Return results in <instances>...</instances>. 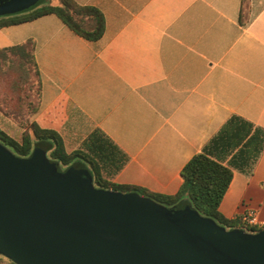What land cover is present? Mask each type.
Here are the masks:
<instances>
[{
    "label": "crops",
    "instance_id": "obj_1",
    "mask_svg": "<svg viewBox=\"0 0 264 264\" xmlns=\"http://www.w3.org/2000/svg\"><path fill=\"white\" fill-rule=\"evenodd\" d=\"M73 1L101 13L97 41L52 14L0 28V48L34 42L31 121L104 181L162 195L204 152L232 173L219 214L264 224V0Z\"/></svg>",
    "mask_w": 264,
    "mask_h": 264
},
{
    "label": "water",
    "instance_id": "obj_2",
    "mask_svg": "<svg viewBox=\"0 0 264 264\" xmlns=\"http://www.w3.org/2000/svg\"><path fill=\"white\" fill-rule=\"evenodd\" d=\"M43 0H4L0 17ZM0 256L13 264H264V229L227 230L187 205L94 187L42 152L0 145Z\"/></svg>",
    "mask_w": 264,
    "mask_h": 264
},
{
    "label": "trees",
    "instance_id": "obj_3",
    "mask_svg": "<svg viewBox=\"0 0 264 264\" xmlns=\"http://www.w3.org/2000/svg\"><path fill=\"white\" fill-rule=\"evenodd\" d=\"M47 14L56 16L69 30L87 41H97L103 35L104 20L101 13L93 7L78 5L73 0H57V5L41 3L27 11L0 18V28ZM40 99L41 83L34 59V42L26 40L0 48V114L22 130L21 138L17 141L0 129V145L9 152L18 157L42 152L46 159L61 170L87 172L94 187L135 193L164 207L187 205L227 230L237 229L247 233L260 231L240 223L237 218L226 219L219 214L218 205L232 173L204 152L192 156L180 170L182 181L174 195L157 194L138 186L111 184L100 178L89 156L80 150L66 152L56 132L42 129L31 121L39 108Z\"/></svg>",
    "mask_w": 264,
    "mask_h": 264
},
{
    "label": "rangeland",
    "instance_id": "obj_4",
    "mask_svg": "<svg viewBox=\"0 0 264 264\" xmlns=\"http://www.w3.org/2000/svg\"><path fill=\"white\" fill-rule=\"evenodd\" d=\"M41 3H50L52 5H57V0H43ZM39 3V4H41ZM38 4V5H39ZM5 118V117H4ZM0 128L7 133L10 137L14 138L15 140L19 141L21 138L22 130L19 129L14 123H12L8 119H3L0 117ZM0 258H3L0 256ZM4 259V258H3ZM5 260V259H4Z\"/></svg>",
    "mask_w": 264,
    "mask_h": 264
},
{
    "label": "built area",
    "instance_id": "obj_5",
    "mask_svg": "<svg viewBox=\"0 0 264 264\" xmlns=\"http://www.w3.org/2000/svg\"><path fill=\"white\" fill-rule=\"evenodd\" d=\"M238 219L240 223L245 224L254 229L259 228V227H264V224H260L257 221L255 214L251 212H248L247 214L240 216Z\"/></svg>",
    "mask_w": 264,
    "mask_h": 264
},
{
    "label": "flooded vegetation",
    "instance_id": "obj_6",
    "mask_svg": "<svg viewBox=\"0 0 264 264\" xmlns=\"http://www.w3.org/2000/svg\"><path fill=\"white\" fill-rule=\"evenodd\" d=\"M1 1H4V0H0V2H1ZM3 17H6V16H2V17H0V18H3Z\"/></svg>",
    "mask_w": 264,
    "mask_h": 264
}]
</instances>
